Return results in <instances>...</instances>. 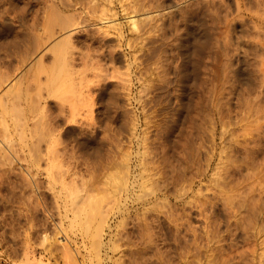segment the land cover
I'll use <instances>...</instances> for the list:
<instances>
[{"label": "rangeland", "instance_id": "rangeland-1", "mask_svg": "<svg viewBox=\"0 0 264 264\" xmlns=\"http://www.w3.org/2000/svg\"><path fill=\"white\" fill-rule=\"evenodd\" d=\"M51 1L0 0V15L2 16L0 18L6 21V23L4 22L5 25H8L6 26L8 29L6 28L7 30L4 33H0V41H2L1 36L4 35L3 39L8 47H6V44L3 45L5 47L2 51L0 49V54L3 56L9 54L10 57L7 60L10 64L13 63V65H10L12 68L21 63L19 62L21 61L20 58L17 59L19 53L23 54L28 49L27 53L25 52L27 55L24 53L27 57L23 54L25 61L29 57L35 56L36 53L34 52V54L30 50L36 51L34 44L43 37L42 32L39 30H43L40 24L44 26V21L40 24L39 21L42 18V20L46 19V16L53 12L48 9L55 6L56 12L59 9L58 13L68 16L74 15L73 17L80 13V21H84L83 18L86 15L80 7L81 2L83 3L84 0H81V2H79L80 0H69V4L65 3L66 0ZM234 2L235 0H224L223 5L212 7V10L210 9L211 13H209V10L206 13L207 9L203 10L207 23H211V17H220L223 14L224 16L221 15L219 18V25L222 27L221 30L227 31L228 42L232 40L231 42L234 43L233 48L238 40L243 45L242 49L246 47L248 52V59L246 58L248 63H241L239 66L244 71L243 76L231 78L227 83L226 91L222 89V77L215 81V85L217 84L220 88L217 97L211 98L207 92L210 82L200 83V76H205V73H203L205 69L202 64L199 67V72L201 71L202 74L198 73L199 80L195 81V89L198 90L201 86L204 93L201 96L198 93L185 95L177 91L179 82L175 80L176 67L174 65L179 60V56L173 44L176 41V32L173 31L172 25L168 24V16L166 15L163 20L165 25L161 29L151 31L152 33L147 32L144 38L142 35L140 39L136 38V34L130 32L128 26L123 24L125 36L120 43L123 48H125L124 45L128 39L133 40L134 37L135 40L132 43L135 45L136 41L140 43L143 38L142 43L139 45H142L141 50L144 49L137 53L152 57L141 64L145 67L142 66V70H149L148 72L142 71V74L145 72L143 74L145 77H152V82L150 81L147 84L148 88L143 89L144 93L143 91L138 93L136 91L138 86L134 85L132 92L127 97L123 94L115 93V95L111 91L113 90L112 86L105 83L95 95L93 112L83 111L77 113L74 117L76 118L75 122L70 120L71 116L70 119L66 118L71 114L68 110L63 111L64 113L58 111L56 105H54L55 100L51 97L50 108L41 117L44 119V124L43 119H41V122L43 126L47 125L45 122L48 118L47 123L49 125H55L56 123L58 127H55L58 130L56 129L55 132L59 136V141L76 147H73V153L70 151L64 153V161L78 159L89 163V173L94 175L90 174V176L88 172V174L85 172L84 177L87 183L91 184L90 186L88 183L87 186L91 188L95 186L96 188H92L94 190L91 192L95 195L99 193L100 196L101 188H105L103 175L107 172L106 170L111 169L110 166L107 167L109 165H106L107 161L111 157L110 162L113 159V161L123 160L127 155L134 165L142 159L146 161L148 168L150 167L149 171L152 179L150 189L152 192L149 191L152 200L149 204L143 203V205L142 198L138 200L139 203L141 202L140 204L138 201L132 203L126 198L123 203L126 206L122 204L118 208V205H116L117 209L116 206H113L107 213L106 223L99 236L101 238H97V245L95 244L92 251V245L89 247L92 239L88 234L82 235L84 231H81L82 228L73 220L72 212L65 211L68 218L63 214L60 199L56 200L54 197L56 191L53 190L57 188L51 189L53 193L51 192L45 175L35 173L30 168V170L27 169V172L28 162L23 159L22 162H19V159L17 160L13 156H9L10 159L7 158L11 160V157H13L11 162L7 159H0V198L2 197L0 199V264H88L90 258V263L94 261L96 264H264V191H262L264 190L262 189L264 187L262 185L264 183V177H262L264 176L262 175L264 174V111H262L264 110V77L258 71L260 68L259 60L264 59V55L255 52L252 37L257 34L256 32H261V37H264V27H262L264 25L261 27L258 25L257 27L249 17L250 12H255L254 3L247 4L250 5V10L247 11L249 14L239 13L240 18H238L237 13L234 11ZM48 3L53 4H50L48 8ZM114 5L119 15H121L117 0L114 1ZM176 5L178 4H173L171 7L174 8ZM169 9L167 7L159 11L164 12L166 10L165 12H167ZM260 10L264 13V10ZM44 12L50 13L45 15ZM258 12L260 13V11ZM43 14L45 17H43ZM79 16H76V18L78 19ZM236 16L237 18H235ZM84 19L86 20L87 17ZM224 19L229 20V23L231 22L229 26L226 27ZM215 21L217 20L215 19ZM33 22L34 25L40 28L38 31L42 36L35 31L38 29L36 26L31 27ZM252 24L254 25L252 26ZM211 26V24L208 25V28H211ZM87 30L89 31L79 29L77 34L74 33V36L85 37L94 34L91 27H88ZM211 30L208 29L209 33H214V29ZM34 32H37L38 40L35 36H32L35 35ZM45 34L44 31V38L46 37ZM211 34L208 35L209 38H207L208 41L205 44L206 47H204L206 51L209 50L211 45L214 46L213 44L216 42L214 40L215 35L212 34L213 37ZM153 35L160 38L156 41ZM174 37L175 39H172ZM115 39L114 35L105 37L106 41L114 44L116 43ZM222 40L224 39L222 38ZM244 40L246 41L243 42ZM218 41L221 43L219 39ZM31 44L33 48L35 46V49L32 48ZM137 44L135 46L138 49L140 46ZM116 49L121 54L122 47H116ZM29 52L33 53L34 56ZM46 55L50 59V53L48 52ZM19 57H22V55H19ZM153 57L155 58L153 59ZM21 59L24 61L23 58ZM48 60L46 61L48 62ZM12 68L11 70L14 69ZM154 72H159V75L156 76L157 79H154ZM157 85L159 91L152 92L151 87ZM160 87L163 89L161 90ZM248 104L249 106L252 104L251 108L248 107ZM84 112L87 114H83ZM78 115H81V117ZM49 125L47 126L49 127ZM252 149H254L253 152ZM75 156H77V159L73 158ZM106 159L108 160L106 161ZM221 159L222 161H220ZM225 163L229 165L228 168ZM83 167L84 164L82 163ZM101 173L102 175H100ZM218 180L221 187L216 184V182L219 183ZM227 188H230L231 191ZM97 189L98 193L95 192ZM163 193L165 195H162ZM35 201L36 203H34ZM126 207L128 210H126ZM55 208L58 210L55 211ZM56 212L58 213L56 214ZM144 224L147 225V229L143 228V231L140 226L143 225L141 227H144ZM67 236L68 238H66ZM55 239L58 241H55ZM63 239L67 243L66 246H64L66 243ZM58 243L59 249L56 247ZM66 249L69 250L70 254H67L68 250ZM96 259L97 262H95Z\"/></svg>", "mask_w": 264, "mask_h": 264}, {"label": "bare ground", "instance_id": "bare-ground-1", "mask_svg": "<svg viewBox=\"0 0 264 264\" xmlns=\"http://www.w3.org/2000/svg\"><path fill=\"white\" fill-rule=\"evenodd\" d=\"M58 1L60 2V0H58ZM66 1H68V2H66ZM66 1H65V3H68V4L70 3L69 0H66ZM114 1L115 0H84L82 3L80 0L79 1V2H81L80 7L84 10L85 13L84 12L83 13L86 15L85 17H87V19L85 20L84 19L85 17L83 18V16H82L84 21H80V16H81L80 13H79L80 16L76 15L78 13L75 14L76 16H79L78 19L76 18V16L73 17L74 15L73 16L62 15V14L58 13L59 9L57 10V12L55 11V9H56L55 6H53L52 9H48L49 5L53 4V3H50V4L48 3L47 9L49 11L52 10L53 12L51 11L52 12L51 14H49L50 12L49 13L46 12L47 15L49 14L48 16H46V19L42 20L43 19L42 18L39 21V24L42 23V21H44V26L43 25L41 26V24H40V27H42L43 30L45 31V33H46L45 38H47V39L44 38V31L39 30L40 28H38L36 25H34V22L31 25L32 28L34 26H36L38 28L37 30H35L38 32V33L36 32L38 35H41V34H39L40 33L39 31H41L43 34V37L42 38L39 37L41 39H39V41H36L33 37L35 36L38 40V37H37L38 35H36L35 32H34L35 35H32V33H31V35L33 36V37L31 36V38H33L36 41V43H35V41L33 40V42L35 43L34 45L36 46V51L35 50L34 51L30 50V51L33 53L35 52L36 53V54L34 53L35 56L33 53L29 52L34 57H29L28 59H26L27 61H25L24 57L27 55L26 51L28 49L26 51H24V53L26 52L25 53L26 55L22 52L25 55L24 57H23V54L19 53V55H22V57H19V55H18L17 59L20 58L21 61H19V62H21V63H20V65L18 64V66L16 65L17 67H15V68L13 67L14 68L13 69L12 66H10V65H13V63L10 64V62L7 60V58L10 57V56H8L9 54L8 55L4 54V56L0 54V159H7V158H9V156H13L17 160L19 159V162H22L21 160L23 159L26 162H28V166L27 167L25 166L27 172H28V170L31 169L32 171L34 170L33 172H35V173H43L47 179V183H48L50 190L57 188L56 190H53V191H56V194L55 195L53 194V195H54L56 200L60 199L59 202L62 204L61 206L63 207V209H62L63 214L64 215L66 214L65 211H69L70 213L72 212L71 214H72L73 220L76 222V224L78 223L77 225H79L82 228V229L81 228H79V229H81V231L83 230L85 232V233L83 232L82 235L88 234V236H90V238L92 239V242L89 245V247L92 245L91 249L95 248L94 247L95 244L97 245V241H98L97 238H99V236L101 235V231H102V229L106 223L107 215H108L107 213L109 210H111L113 208V206L118 205V208H119L126 201V198H128L132 203L134 201H138L139 199L142 198V200H143V201H141L142 204L143 203L149 204V202L152 200V198H150L151 197L150 194L152 192L150 189V186L152 185V179L150 177L151 172L149 171L150 167L148 168V166L146 165V161L144 160L145 161L144 162L142 159L138 160L137 163L134 165L133 162L131 161V159L127 157V155H126L127 158L124 157L123 160L118 159L119 161H117V160L113 161L114 160L113 159L112 162H110L112 157L109 161H107L108 159H106L107 164L104 163L106 161H104L102 163H104L106 165L109 164L107 167L110 166L111 169H113V168L114 169L113 170L110 169L109 171L106 170L107 172L104 174L105 176L103 175V177H104L103 184L106 186H105V188H101L102 192H101L100 196L98 195L99 194L98 189H97V191H95L98 194L95 195L93 192H91L92 190H94L92 188H95V186L92 188L87 186V184L89 182L87 183V180H85V177H84L85 172L86 173L90 172V169L88 167L89 163L82 162V161L78 160L77 156L73 157V158L77 159L75 161H68V160L64 161L63 160V158L65 157L64 153H66V152L69 153L68 151L72 152L74 150L73 149L74 145L69 146V145H67L68 143L66 144L62 141H59V139H58L59 136L55 132L57 129L55 126H57V125L55 123V125L50 124L51 125L50 126L49 123H47L48 122L47 117H46L47 121L45 120L46 121L45 123L47 125H49V127L47 125L43 126L44 119L41 117L50 108L51 97L54 98V100H55L54 105H56L58 111L63 112V111L68 110L71 114H69V112H68L69 116L68 117H66L67 115L66 116L64 115V116L68 119H70L69 117L71 116L70 120L71 121L74 120V122H75L76 118H74V117L76 116L77 113H80L83 111L91 112L93 110V107L95 105V95L100 90L101 86L104 85L105 83L112 86L113 90H111V91L113 94H115V93L116 94H123L124 96L127 97L132 92V89H133L132 87L134 85L136 87L138 86V89L136 91L138 93H141L143 91V89L145 90L146 88H148L147 84H149V82L152 80L151 76H150L151 78H148V77H145L143 75L145 72L142 74V71H146V69L142 70L143 65H141V64L143 61H147L149 58L151 59L152 57L147 55V53H146L147 56H144V55L142 56V55H140V53H137L138 51L141 52L144 49L143 48L141 50L142 45H139V44L142 43L141 41L143 40L145 33L151 32V31H153V32L157 31L165 25L163 20H164V17H166V16H168L167 17L168 24L172 25L171 27L174 29L173 31L176 32V41L173 44L175 45V48L178 52L177 55L179 56V58H178L179 60H177V63L174 65L176 67V71H175L174 76H175V80L179 82L178 88H177L178 92L185 94V95H188V94L191 95L192 93H198L200 96L204 93V90L201 89V86H199L198 90L195 89L196 88L195 87V81L199 80L198 73H201V71L199 72V67L202 64L204 66L203 68L205 69V72H203V73H205L204 74L205 76H200V83H204L206 81H208V83L210 82V84H208V87H207V92L211 98H215V97H217V93L220 92V88L218 87L217 84L215 85V81L221 79V77H222V80H223L222 89L226 91L227 83L231 80V78H233L234 76L236 78L243 76L244 71L240 69V67H239L240 64L241 63L242 64L248 63L246 60L247 55H248L246 47H245V49L244 48L242 49V46H243L242 43L237 40L236 41L237 43H235L236 45L232 48L234 43L231 42L232 40L230 42H228L227 38H229V37H227V31L221 30L222 27H221V25H219L220 24L219 18L223 14H221L220 17L214 16L217 21H215L214 17H211L212 19L210 18L211 23H209V22L207 23V21H206L207 18L205 17L206 15H205V12L203 10L207 9L206 13H208V10H209V13H211L210 9L216 5H219V6L223 5L224 0H175V1H172V0H167V1L166 0H117V3L120 7L119 9L122 13L121 15H119V13L117 12L116 7L114 5ZM46 2H48V1H46ZM234 3H235V10L234 11L237 13L238 18H240L239 13L249 14V13H247V11L249 12L251 3L252 4L254 3L253 5L255 6V12L254 13L250 12L249 17H251V19L254 21V23L256 24L257 27H258V25H259V27L264 25V13H262L260 10V9L264 10V0H235ZM68 4H67V6H68ZM173 4H178V5H176V7L173 8V7H171ZM247 4H250V5H247ZM62 5L64 6V4H62ZM72 6H73V4H72ZM167 7L170 8L167 12H165L167 9L164 12L159 11L160 9L163 10L164 8H167ZM227 7H229V6H227ZM219 9H220V7H219ZM229 9H231V8H229ZM224 11H226V10H224ZM251 11H252V9H251ZM258 11H260V13ZM74 12H76V11H74ZM46 13H45V15H46ZM203 13H204V15H203ZM211 16H212V14H211ZM223 16H222V18H223ZM237 16L235 18H237ZM16 17H18V16H16ZM43 17H45L44 14H43ZM120 17H121V19H120ZM226 17H227V15H226ZM213 19H214V21H213ZM20 20H22V19H20ZM221 20H223V19H221ZM230 21H232V20H230ZM4 22L6 23V21H4L2 18H0V30H1L0 33H4L8 29L6 27L8 25H5ZM178 23H180V24H178ZM224 23L227 27V26H229V24L231 22L229 23V20L224 19ZM123 24L128 26L130 32H133L136 34L135 35L136 38L140 39L141 36L143 35L142 36L143 38L140 41V43H138V41H136L138 43V44L137 43L136 44L140 46V47H138V49L135 46L136 44L133 45V43H132L133 40H135L134 37H133V40L127 38L128 40L126 41V43L124 45L125 48H123V45L120 44L122 41V38H124V36H125ZM210 24L212 25L211 26L212 30H211V28H208V25H210ZM253 25L254 24H252V26ZM88 27L89 28L91 27L93 29L92 31H94V34H92V35L90 34L89 36H87L85 34L87 37L86 36L85 37L76 36V35L74 36V33L76 32V34H77L79 29H81L82 31L83 30L89 31V30H87ZM262 27H264V26H262ZM208 29H210L211 31H213V29H214V31H213L214 33H212V34L215 35L216 39L214 38V40H216V42L213 41V42H215L213 44L214 46L211 45V47H209V50L207 49V51H206L205 50L206 48H204V47H206L205 44H207V41H208L207 38H209L208 35L211 34V33H209ZM256 33L257 34H255V36H252L253 42H254L253 44H255V45H253V47H254V49H256L255 50L256 53H261V55H264V37H261V34H262L261 32H260L261 34L259 32H256ZM212 34H211V36H213ZM108 35H114L116 37V39H115L116 43L115 44L105 40V37H107ZM3 36L4 35L1 36L2 41H0V44L2 46L6 44V42L3 39L4 38ZM228 36H229V34H228ZM159 38L155 37L154 39H156V41H157V39H159ZM222 38L224 40H222ZM139 39H136V40H139ZM172 39H175V37ZM218 39L220 40L221 43H219ZM245 41L246 40H244L243 42H245ZM163 43H165V42L163 41ZM159 44H158V46H160ZM19 45H20V43H19ZM28 46H29V43H28ZM31 46H32V44H31ZM35 46H34V48L32 46V48L35 49ZM1 47H0V49L2 51V49L5 46H3L2 48ZM6 47H8L7 44H6ZM116 47H119V48L122 47V50L120 51L121 54H119V51L116 49ZM17 48H19V47H17ZM151 49L154 50V48H152V47H151ZM171 49H173V48H171ZM5 51L7 52L6 48H5ZM18 51H20V50H18ZM6 52H4V53H6ZM48 52L51 55L50 59H49L48 55H46V53H48ZM28 55L31 56L30 54H28ZM21 58H23L24 61H22ZM139 58H140V60H139ZM154 58L155 57H153V59ZM46 60H48V62ZM259 61H260L259 62L260 68L258 71L261 72L262 77H264V70H262V69H264V59H260ZM19 62H17V63H19ZM236 64H238V66H236ZM11 68L13 70H11ZM172 70H173V68H172ZM148 71H146V72H148ZM158 73L154 74L155 75V78L153 77L154 79H157L156 76L159 75ZM159 77H161V76H159ZM150 84H152V83H150ZM153 85H155V84H153ZM158 85L151 87L152 92H157V90L159 91ZM162 89L163 88H161V90ZM143 93H144V91H143ZM126 101H128V100H126ZM245 103H248V102H245ZM251 105L252 104H250V106H249V104H248V107L251 108ZM246 107H247V105H246ZM253 107H254V105H253ZM247 110H250V109H247ZM262 111H264V110H262ZM86 112H84L83 114H87ZM246 114H247V112H246ZM61 116H63V115H61ZM78 116L81 117V115H78ZM254 118H256V117H254ZM41 119H43L42 120L43 124L41 122ZM65 119H63V120H65ZM68 119H66V120H68ZM244 120H245V118H244ZM255 120H257V119H255ZM53 122H52V124H53ZM75 125H76V123H75ZM252 141H253V139H252ZM74 148H76V147H74ZM246 149H247V147H246ZM253 151H254V149H252V152ZM102 152H103V150H102ZM248 154H249V152H248ZM250 154H251V152H250ZM13 157H11V160ZM67 158H68V155H67ZM78 158H79V156H78ZM117 158H119V157H117ZM7 160H6V162H8V161L11 162V160H8V161ZM3 161H5V160H3ZM220 161H222V159ZM223 161H224V159H223ZM82 163L84 164L83 168H82ZM21 165H22V163H21ZM133 165H134V167H133ZM227 166H229V165L226 164V167ZM25 167H23V168H25ZM216 167H217V165H216ZM90 168H91V166H90ZM100 168H101V166H100ZM93 170H94V168H93ZM32 171H30V172H32ZM134 172H136V173H134ZM226 173H228V172H226ZM90 174L91 173H89L88 175H90ZM100 175H102V173ZM262 175H264V174H262ZM33 176H35V175H33ZM262 177H264V176H262ZM32 180H33V178H32ZM257 181H258V179H257ZM27 182H29V181H27ZM216 184H219V187H221L220 181H219V183L216 182ZM262 185H264V183H262ZM90 186H91V184H90ZM254 186H256V185H254ZM233 188H235V187L233 186ZM9 189H11V188H9ZM222 189H224V188H222ZM227 189H229L231 191L230 188H227ZM262 189H264V187H262ZM52 190H51V192H52ZM262 191H264V190H262ZM226 192H227V190H226ZM162 195H165V194L163 193ZM232 195H233V193H232ZM232 195H231V197L234 196V195L233 196ZM22 196H24V195H22ZM54 200H51V201H54ZM34 203H36V201ZM138 203H139V201H138ZM244 203L246 204V202H244ZM23 204H25V203H23ZM242 204H243V202H242ZM124 205L126 206V204H123V206ZM25 206H27V205H25ZM228 206H229V204H228ZM57 207H59V206L57 205ZM56 209L57 208H55V211L58 210V209L57 210ZM116 209H117V206H116ZM126 210H128L127 207H126ZM57 213L58 212H56V214ZM65 216L67 217V215H65ZM70 219H71V217H70ZM71 221H72V219H71ZM123 223H124V221H123ZM146 224H144V227H141V226H143V225H141L140 229L144 231L143 228H145V230H146L147 225H149V224H147V225ZM108 226L109 225L107 223V227ZM71 227L73 228V226H71ZM74 228L76 229V227H74ZM77 228H78V226H77ZM78 231H80V230H78ZM49 233H51V232H49ZM145 233H146V231H145ZM148 234H149V232H148ZM65 235H66V233H65ZM66 238H68V236ZM83 238H84V236H83ZM48 239H49V237H48ZM55 241H58V240L55 239ZM62 241H60V242H62ZM64 242H65V240H64ZM64 242H62V243H64ZM52 245H54V244H52ZM57 245L59 246V243ZM66 245H67V243L64 246H66ZM58 246H56L57 249L60 248V246L59 247ZM115 246L117 247V245H115ZM48 247H50V246H48ZM61 249H62V247H61ZM91 249H89V250L91 251ZM66 250H68V249H66ZM53 251H54V249H53ZM92 251H93V249H92ZM64 252H66V251H64ZM184 253H186V252H184ZM67 254H70L69 250H68ZM62 255H64V254L62 253ZM80 256H82V255L80 254ZM93 256H94V253H93ZM69 257L71 258L70 255H69ZM94 258H96V257H94ZM71 260H73V259H71ZM89 260H88V262H89L88 264L94 263V261H93V263L92 262L90 263L91 260L90 261ZM95 262H97V259ZM84 264H87V263H84ZM94 264H96V263H94Z\"/></svg>", "mask_w": 264, "mask_h": 264}]
</instances>
